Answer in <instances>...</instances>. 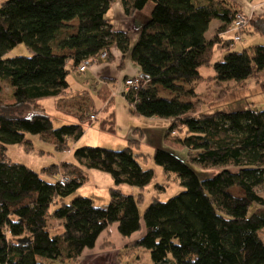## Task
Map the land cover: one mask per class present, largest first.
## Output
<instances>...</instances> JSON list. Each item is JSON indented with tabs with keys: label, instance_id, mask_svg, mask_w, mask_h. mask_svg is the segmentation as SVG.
Returning <instances> with one entry per match:
<instances>
[{
	"label": "trees",
	"instance_id": "trees-1",
	"mask_svg": "<svg viewBox=\"0 0 264 264\" xmlns=\"http://www.w3.org/2000/svg\"><path fill=\"white\" fill-rule=\"evenodd\" d=\"M112 1L0 3V92L8 88L6 94L0 93V264H72L112 224L122 237H130L141 230V220L143 234L127 245L148 249L152 264H264L260 234L264 235V197L256 191L264 183V107L205 114L200 112L203 101L196 93L200 82L241 83L264 68V44L235 51L230 50L234 38H224L240 11L232 0H121L127 16L152 3L130 50L143 82L122 94L130 111L168 119L164 141L185 148L193 164L222 167L215 175L199 179L175 154L155 148L154 162L175 173L184 190L164 201L153 200L140 214L143 195L124 194L117 187L110 188L106 205L95 206L92 199L80 195L67 200L85 182L86 169L110 173L115 185L143 188L150 182L153 170L139 162L144 154L139 151L143 132L138 128L119 150L83 145L73 151L76 163L62 161L42 168L69 175L64 185L56 176L55 181H46L6 157L10 144L31 149L27 134L61 152L70 150L82 136V124L55 126L42 109L27 116L14 111L36 98L65 93L70 71L80 64L110 62L114 44L122 54L129 51L128 32L114 31L107 20ZM73 19H77L76 31L70 33L73 26L68 22ZM214 19L220 24L208 37ZM247 25L264 36V14L249 19ZM20 43L29 55H8ZM214 47L226 50L216 62H212ZM63 49L73 52L55 53ZM211 66L213 75H201L202 67ZM261 85L264 88V80ZM159 88L171 95L160 96ZM96 95L106 110L113 99L110 87L100 85ZM100 126L113 129L112 112ZM179 132L184 135L179 137ZM230 166L237 169L232 171ZM235 186L238 194L232 192ZM251 203L258 206L249 212ZM52 219L58 223H50ZM110 245V241L102 243Z\"/></svg>",
	"mask_w": 264,
	"mask_h": 264
},
{
	"label": "rangeland",
	"instance_id": "rangeland-1",
	"mask_svg": "<svg viewBox=\"0 0 264 264\" xmlns=\"http://www.w3.org/2000/svg\"><path fill=\"white\" fill-rule=\"evenodd\" d=\"M2 1L4 0H0V3ZM217 21V19H214L210 22L206 36L212 34ZM245 28L246 30L241 31L242 39L234 41L230 50L241 51L249 48L253 44H264V36L255 33L250 25H247ZM248 30L250 31L248 32ZM232 35L233 33L229 31L224 35V38H232ZM225 51L224 49L214 47L212 62L221 60ZM8 55H29V52L25 45L20 43L11 49ZM89 71V68L81 73L71 70L67 78L69 82L74 84L79 82L81 78L87 77L88 74H90ZM200 73L204 77L213 75L214 69L212 66L209 68L202 67ZM133 76L135 75H130L129 77ZM261 80H264V68L256 75L250 76L241 83L235 80H227L220 84H216L215 82H200L196 85V93L203 101L200 112L211 114L217 111L231 112L244 109H262L264 107V88L261 85ZM122 87H120V84L118 85V80L116 79L113 99L106 110H103L105 102L92 91L89 93V99L91 100L90 111L96 114L95 119H91L89 116L82 118L75 115L72 111H65L59 108L54 98L48 96L37 100L36 103L34 101L24 103L19 110L17 109L14 111L16 115L27 116L32 110L38 107L52 117L55 126L80 123L83 126L84 132L77 141L71 143L70 150L63 152L55 150L52 144L42 141L37 135L27 134V138H29L32 143L31 149L28 150L23 145L10 144L7 145L6 157L13 162L24 164L38 172L40 177L46 181H55L58 170L55 168L57 170L56 172L52 171V173H49L43 172L42 168L51 167L52 165L57 166L62 161L76 163L73 151L83 145L119 150L127 145L128 139L135 136L133 130L138 128L143 131L139 151L144 154V158H139V162L143 168H151L153 170L154 175L150 182L143 188L131 186L126 183L115 185L110 173L94 168L86 169L85 182L78 186L67 200L80 195L92 199L95 206L106 205L109 201L110 188L117 187L124 194L138 196V194L141 193V195H143L138 206L140 214L143 213L144 209L153 200L157 199L164 201L184 190V187L180 184V180L175 173L163 171V168L154 162L152 153L155 148H162L175 154L181 160L189 164L199 179L211 177L221 170L222 167L220 166L203 168L193 164L189 161L185 148L167 144L164 141L163 135L169 120L166 118L147 117L132 113L128 101L120 92ZM185 87H187V85ZM7 91L8 88L4 87L0 93L6 94ZM169 93H171L169 90L160 88V96L171 95ZM181 99H184V97H181ZM111 112L113 114V129L106 130L101 128V119ZM177 135L181 137L184 133L179 132ZM228 168L232 171L237 169L233 166ZM256 191L264 197V183L256 187ZM232 192L238 194L239 187L235 186L232 188ZM257 206L256 203H251L249 212L253 211ZM53 207L54 206H52V208ZM105 231H107L109 235L106 241H110L112 245L107 247H103L102 244L100 245L102 249L108 248V251L103 252L106 258L103 262H109L110 264H152L150 251L148 249L127 245L131 241L122 245L123 242L121 241L127 239V237H122L120 235L115 223L109 226ZM143 232L144 223L141 220V230L135 232L134 236L137 238L140 234H143ZM260 234L262 238H264L263 233L260 232Z\"/></svg>",
	"mask_w": 264,
	"mask_h": 264
},
{
	"label": "crops",
	"instance_id": "crops-1",
	"mask_svg": "<svg viewBox=\"0 0 264 264\" xmlns=\"http://www.w3.org/2000/svg\"><path fill=\"white\" fill-rule=\"evenodd\" d=\"M236 3L240 11L245 12L249 15L250 19H256L257 17L264 14V0H232ZM152 8V3H148L145 8L140 11H136L132 14V16H127L124 12L123 4L121 0H113L110 8L106 13L107 20L112 25L114 31H127L129 36V51L126 54H122V52L118 49L116 45H113L110 48V52L112 54L111 62H100V63H92L85 65V69L80 71L78 66L73 68L72 70L81 73L85 72L87 68L90 69V74L87 77H83L77 83L69 82V88L65 93H61L58 96H48L52 97L56 100L59 108H62L65 111H72L75 115L79 117H87L91 114L90 104L91 100L89 99V93L92 91L93 93L97 92V89L100 85L106 84L113 91L115 87V80H118V85L120 84L121 91L124 88V80L130 75H135L140 77L141 71L140 67L131 61L130 59V50L133 47L139 29L143 25V23L147 20L149 12ZM69 25H72L73 28L69 29L70 33H75L77 19H73L68 22ZM220 24L219 20L217 21L214 29ZM246 30V29H245ZM250 30H248L249 32ZM227 31L225 34H227ZM256 33V32H255ZM213 34V32H212ZM210 34L208 37H210ZM224 34V35H225ZM233 38V35H232ZM72 50L63 49V50H55L57 54H67L71 55ZM123 58V59H122ZM68 66L71 67V61H68ZM108 79H112L111 83L107 82ZM160 90V88H159ZM120 91V92H121ZM170 96V95H168ZM44 97L36 98L34 102L42 99ZM36 109H41L36 107ZM43 110V109H42ZM143 132V131H142ZM7 149V147H6ZM50 223L57 224V220H51ZM107 231H102L98 236L94 247L85 248L81 255L78 257L76 262L72 264H110L109 262H103L106 260L103 252L108 251V248L102 249L100 246L103 241H106L108 238ZM132 238H136L134 233L127 237V239L122 240V245L127 244L129 241H132ZM111 255V254H110ZM108 259V258H107ZM100 261V262H99Z\"/></svg>",
	"mask_w": 264,
	"mask_h": 264
},
{
	"label": "built area",
	"instance_id": "built-area-1",
	"mask_svg": "<svg viewBox=\"0 0 264 264\" xmlns=\"http://www.w3.org/2000/svg\"><path fill=\"white\" fill-rule=\"evenodd\" d=\"M249 15H247L245 12L239 11L237 12L235 19L229 26V31L233 33L234 41L241 40V31L247 26L249 22ZM78 69L80 71L85 69V65L81 64L78 66ZM142 84V79L138 76L133 77H127L124 80V88L121 91V93L130 92L133 89H136L138 87V84ZM91 119L96 118V114L92 113L89 115ZM70 177L64 173L58 172V175L56 176V180L59 184L64 185L66 182H68Z\"/></svg>",
	"mask_w": 264,
	"mask_h": 264
}]
</instances>
